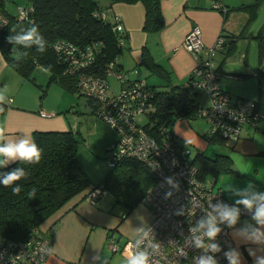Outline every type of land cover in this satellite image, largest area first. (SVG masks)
I'll list each match as a JSON object with an SVG mask.
<instances>
[{
	"label": "built area",
	"instance_id": "2783aa9c",
	"mask_svg": "<svg viewBox=\"0 0 264 264\" xmlns=\"http://www.w3.org/2000/svg\"><path fill=\"white\" fill-rule=\"evenodd\" d=\"M215 8L221 4L213 1ZM32 6H23L18 10V17H28ZM97 16L105 17V13L94 11ZM113 29L123 33V25L118 15H114ZM7 22L0 11V28ZM126 38L120 36L119 43ZM224 38L218 35L214 43L205 47L202 32L194 25L185 34L182 45L196 58V64L190 74L186 86L191 91L202 94L197 113L207 123V134L219 137L221 144L232 147L239 139L245 125L257 126L264 118V111L255 100L249 98H233L223 90L219 83L220 73L215 64V56L223 47ZM56 58L62 63L64 72L75 76L80 95L94 101L93 113L113 126L118 136L108 149L107 164L113 167L124 158H134L143 163L155 176L154 182L146 189L143 203L152 213L150 222L143 231L122 244L113 238L109 247L120 252L127 259L130 254L143 251L149 256V264H198V258L206 253L194 246V237L200 236L203 229H198L197 222L213 212V206L224 204L236 206L225 198L222 192L214 187L213 179L200 178L197 165L193 162L191 149L185 141L176 135L166 132L160 126L161 135L149 134L146 123L137 120L139 115L150 112V101L154 89L143 77H129L124 70L116 68V60L108 63L106 76L91 72L94 50L91 45L79 47L72 41L59 39L52 46ZM133 72H137L136 69ZM110 73H114L120 82V90L111 89L108 81ZM207 99V103H204ZM11 97L0 101V109L11 102ZM41 116L49 115L39 110ZM148 124H150L148 122ZM147 124V125H148ZM167 177H174L178 187H171ZM171 191L170 198L165 193ZM107 190L102 185L92 187L85 193V199L95 203ZM240 213L252 216L242 205ZM215 214V213H213ZM222 231L212 243H218L221 251L207 252L218 264H228L224 252L233 247L230 229L225 223H218ZM191 229H197L195 232ZM51 232L37 230L35 234L22 240H4L0 242V264H43L51 253ZM206 240L207 238L204 237Z\"/></svg>",
	"mask_w": 264,
	"mask_h": 264
},
{
	"label": "trees",
	"instance_id": "16d2710c",
	"mask_svg": "<svg viewBox=\"0 0 264 264\" xmlns=\"http://www.w3.org/2000/svg\"><path fill=\"white\" fill-rule=\"evenodd\" d=\"M105 1L106 6L113 11L116 5L141 4L144 11L142 28L145 31L157 32L164 26L160 0ZM258 4L259 0H256L246 6L251 8L250 18L256 14L255 8ZM27 6H32V10L27 18L20 19L17 14L11 15L5 8L4 0H0V11L7 18V22L0 28V51L6 62L21 77L35 83L32 74L36 68L41 67L49 72V82H56L69 91L79 94L75 76L64 72L62 63L57 60L51 48L52 44L59 39L72 41L79 47L91 45L94 50V60L90 70L97 75L105 77L108 63L114 59L117 69L122 66L118 61V56L128 41V35L126 32L119 33L113 29L114 15L112 20L108 18L99 0H28ZM94 11L105 13V17L95 15ZM112 14H116V11ZM32 23L38 25L40 34L46 41L47 50L44 53H39L35 45L31 48H24L10 44L6 40L9 35L26 31ZM219 35L224 38L222 48L226 45L228 46L227 52L233 51L237 36L225 38L224 34ZM120 36L126 38L123 44L119 43ZM252 37L257 40L258 58L261 63L264 58V27ZM13 48L16 49L15 53L11 51ZM143 55L141 60L147 62L149 70L156 73L167 86L166 89L158 90L153 84L148 83L155 92L150 101V112L147 116L150 124L147 122L145 129L149 134L159 136L161 135L159 128L163 125L166 127V132L175 135L173 129L167 126L166 120L172 114L188 119L197 117L199 104V100H196L197 91H191L186 86L190 76L183 84L173 83L170 70L156 62L147 48ZM256 75L264 77V69L259 67ZM258 85L260 88V82ZM39 87L41 88V85ZM44 93L45 89L41 88L40 97ZM252 100H255L259 106L261 105L259 99ZM89 102L92 106L94 105V101L89 100ZM32 136L43 150L39 164L29 165L17 160L5 167H0V174L11 172L18 167L28 173L25 178L13 185V187L17 185L21 187L19 195H13L11 187L6 188L0 184V236L2 241L22 240L35 234L38 229L40 230V224L70 198L100 185L112 194L116 203L127 207L130 212L132 208L143 202L146 189L155 180L153 173L143 163L134 158H124L114 167H110L111 169L101 182L91 183L77 155L78 136L74 131L71 129L35 130ZM208 137L211 143L221 144L219 137ZM193 162L197 165L200 178H208L222 170L235 171L230 157L223 153H217L214 157L197 153ZM33 188L36 189V195L29 199L28 192Z\"/></svg>",
	"mask_w": 264,
	"mask_h": 264
},
{
	"label": "crops",
	"instance_id": "0c3cea01",
	"mask_svg": "<svg viewBox=\"0 0 264 264\" xmlns=\"http://www.w3.org/2000/svg\"><path fill=\"white\" fill-rule=\"evenodd\" d=\"M213 1L219 2L222 8H215L212 5ZM255 1L240 3L236 6L240 9V6H248ZM226 2L225 0H160L164 26L155 32L153 36H149L154 38L158 47V50L151 48V51H149L156 62L170 69L173 83H185L196 64L194 56L182 45L185 34L194 25L200 27L205 45L212 44L218 35L222 33L225 38L237 36V46L238 38L251 37L258 32L250 34L246 32L243 35L242 32L246 31L245 28L242 29L241 33H236L235 30L237 29H234V31L229 30L232 26L229 27L227 23L233 24V19L230 17L233 11ZM126 6L119 7L125 11ZM113 15L119 16L129 41L130 36L126 28V21L122 19L120 13L116 12ZM243 42L246 41L243 40ZM224 48L219 52L223 51ZM226 55H228V52ZM222 60L224 61V59L220 61L215 59L216 68L220 75L225 72L224 67H222ZM242 61L246 62V55L243 56ZM262 64H264V58H262L261 63L259 62V67ZM120 68L123 69V65ZM36 85V82L21 77L6 62L0 51V96L3 97V100H7L9 97L12 99L2 111L0 110V126L5 129V142L18 141L24 137L33 139L32 133L35 130L71 129L77 134L75 124L69 127L63 115L54 116V111L52 113L47 112L51 116H41L39 114L41 109L44 112L46 111L43 105L38 104ZM221 88L226 90L228 87L225 85V88L223 86ZM236 97L239 96L236 95ZM86 101L89 102V100ZM44 106L52 109L46 104ZM53 110L58 112L59 109ZM262 122L264 120L258 122L257 126L245 125L239 139L235 142L236 145L233 144L232 148L227 151L217 152L230 157L235 171L222 170L208 178L213 179L214 187H217L223 196L231 202L235 203L241 197L235 195L229 189L243 191L249 183L254 186V192L264 193V123ZM213 144L219 145V143ZM235 155L238 157H235ZM85 193L86 190L74 195L40 224V230L52 234L51 253L43 264H110V256L113 257L114 254L118 253L109 247L110 254H108L104 249L106 244L109 246L111 238L117 243H120V237L124 234L127 235L125 236L126 240L132 239L151 220V218L145 219L139 229L136 230L138 228L136 226L132 228L133 230L128 231L125 222H121L126 218L124 213L118 216L119 218L112 215L110 210L107 212L102 207L97 206V201L96 204L87 201L84 197ZM99 200L101 201V197ZM141 204L147 207L143 202ZM246 223L255 224V221L252 220V216L240 213L237 224L230 229V235L233 247H238L242 254V264H253V258L249 256L247 249L249 247L256 248V246L245 244L234 236L235 231L245 226ZM116 231L119 232L118 236L115 235Z\"/></svg>",
	"mask_w": 264,
	"mask_h": 264
},
{
	"label": "rangeland",
	"instance_id": "374dc122",
	"mask_svg": "<svg viewBox=\"0 0 264 264\" xmlns=\"http://www.w3.org/2000/svg\"><path fill=\"white\" fill-rule=\"evenodd\" d=\"M225 1H227V5H229L233 11L230 15L231 19H233V24L227 23L229 27L232 26L229 30L234 31V29H237L235 30L236 33H241L242 29L245 28L246 31L242 32L243 35H245L246 32H248V34L256 33L259 29L264 27V0H259V4L255 8L256 14L251 18L248 15L250 14L251 8L240 6L239 9L236 5L240 3H250L253 0ZM4 4L6 10L11 15H16L20 7L27 6L28 0H4ZM99 4L107 13V17L111 20L113 17L112 13L116 11L120 13L122 19L126 21V28L130 37L129 41H126L123 46L122 53L118 56L119 62L123 65L124 74L129 75V77H143L158 90L166 89L167 86L164 84L165 81L161 80L156 73L149 70L147 62L141 60L144 57L143 52L146 48L150 51L151 48L158 50L154 38L149 37L153 36L155 32H148L142 28L144 11L141 4L127 5L125 11L120 9L119 5H116L113 11V9L106 6L105 0H99ZM238 40L236 48L234 47L233 51L228 52V55H226L228 49L226 45L223 51H218V54L216 53L217 56H215V59L217 61L224 59V61L222 60V67H224L225 72H222V75H220V86L222 85L223 88H225L226 85L228 87L226 90L231 93L230 95H232V97H236L237 95L249 99H259L261 104L260 109L264 111V77L256 75V71H258L259 67L257 40L252 36L242 37L241 39L238 38ZM243 40L246 42H243ZM212 44H204V46L209 47ZM245 55L246 62H243L242 58ZM164 67L168 69L167 66L164 65ZM260 67L264 69V64ZM134 69H136L137 72L134 73ZM230 73H233L235 76L232 74L230 75ZM32 75L35 77V82L37 84V87H35L38 104H41V106L43 105L46 113H52V111H54V116L59 114L63 115L69 127L74 124L77 127L75 131L78 136V158L86 170L91 183L98 184L111 169L107 164V155L110 152L108 147L116 141L118 136L117 130L104 119L93 113L92 105L86 101L87 98L79 95L77 92L69 91L56 82H49V72L47 70L38 67L34 70ZM171 80H173L172 77ZM108 81L112 90L115 92L120 90L119 79L114 73L109 74ZM258 82H260V88ZM39 85H41V88L45 89V93L42 97H40L41 88ZM200 99L203 100L201 93H199L196 100ZM207 102V99H204V103L206 104ZM45 104L48 107H52V109L46 108L44 106ZM56 108L59 109L58 112H56L57 110H53ZM47 116L51 115L49 114ZM137 120L146 123L148 117L146 115H139ZM262 120H264V118H261L259 122ZM166 124L169 128L173 129L177 137L185 141L186 146L192 151V157L197 155V153L214 156L219 151L224 152L232 148L224 146L223 144H213L209 141L207 134L208 123L202 117L197 116L188 119L185 117H177L172 114L168 116ZM235 157L238 156L235 155ZM96 205L102 207L107 212L110 210L111 214L117 217L124 213L126 218L121 220V222H125L128 231L133 230L132 228L136 226H138L136 230L139 229L142 223L145 222V219L152 218V213L148 206L146 207L139 203L128 212L127 207L114 201L111 193L104 194L101 197V201H97ZM118 233L119 232L116 231L115 235L118 236ZM125 236L127 235L124 234V236L120 237L119 244H122L126 240ZM1 239L2 237L0 236V241ZM104 249L110 254L108 244L105 245ZM109 261L110 264H127L128 259L118 252L116 255L114 254L113 257L110 256Z\"/></svg>",
	"mask_w": 264,
	"mask_h": 264
},
{
	"label": "clouds",
	"instance_id": "9594fccd",
	"mask_svg": "<svg viewBox=\"0 0 264 264\" xmlns=\"http://www.w3.org/2000/svg\"><path fill=\"white\" fill-rule=\"evenodd\" d=\"M6 40L10 44L20 45L24 48H31L35 45L39 53H44L47 50L46 41L40 34L38 25L35 23H32L31 27L26 31L15 35H9ZM11 51L15 53L16 49L13 48ZM2 100L3 97L0 96V101ZM5 140V129L3 126H0V167H5L10 162H15L17 160L29 165H37L40 163L43 150L33 139L24 137L20 138L18 141L5 142ZM27 175L28 173L23 168L18 167L11 172L0 174V184L6 188L11 187L13 195H19L21 187L19 185L13 187V185ZM166 182L171 187H178V184L174 183V177H167ZM253 187L254 186L249 183L248 187L243 191L239 189H229L232 190L235 195L241 197L236 200V206L230 207L224 204L214 205L213 212L208 213L206 218L197 222L198 229H203V232L200 236L194 237V246L197 249L204 250L206 253L198 258V264H218V261L213 256L207 255V252L218 253L222 250L218 243H212L222 231L218 223H225L229 228L234 227L239 219L240 205L252 213V220L255 221V224L246 223L245 226L235 231L234 236L245 244L255 245L256 248L249 247L247 249L249 256L253 258V264H264V193L254 192ZM35 195V188L28 192L29 199L34 198ZM171 195V191L165 193V199L170 198ZM196 230L197 229H191L190 231L195 232ZM141 231H143V229H141ZM204 237L207 239L205 240ZM241 255L238 247H229V249L224 252L228 264H242ZM127 264H149L148 253L143 251L131 253Z\"/></svg>",
	"mask_w": 264,
	"mask_h": 264
}]
</instances>
